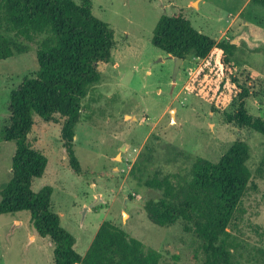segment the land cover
<instances>
[{"label":"rangeland","instance_id":"rangeland-1","mask_svg":"<svg viewBox=\"0 0 264 264\" xmlns=\"http://www.w3.org/2000/svg\"><path fill=\"white\" fill-rule=\"evenodd\" d=\"M89 1L93 15L113 30L114 48L111 61L98 65L100 80L81 101L73 148L81 173L68 164L60 137L63 119L55 115L44 122L33 115L27 145L47 159L33 192L51 187V210L75 238L81 256L101 223L109 221L145 251L159 253L160 264H207L189 223L161 227L148 218L143 205L160 193L145 182L185 174L196 157L216 163L235 141H244L251 179L223 241L233 264H264V137L225 121L237 109L241 86L250 92L248 113L264 119V5L252 0ZM176 13L217 42H233L247 32L259 43L250 48L242 36L235 44L231 62L238 84L222 79L213 53L206 60L181 62L152 45L160 17ZM22 44L26 52L0 61V131L8 125L10 93L38 71L36 45ZM15 149L14 141L0 140V190L11 179ZM52 252L50 240L36 234L29 212L0 215V264H53Z\"/></svg>","mask_w":264,"mask_h":264},{"label":"trees","instance_id":"trees-1","mask_svg":"<svg viewBox=\"0 0 264 264\" xmlns=\"http://www.w3.org/2000/svg\"><path fill=\"white\" fill-rule=\"evenodd\" d=\"M252 1L264 5V0ZM22 42L36 45L38 71L23 78L9 95L8 125L1 129L0 140L14 141L16 149L11 179L0 190V215L29 212L36 234L53 245V264H160L159 253L145 251L140 241L109 221L101 223L85 254L79 255L74 249L75 238L51 210V187L32 190L33 181L42 177L47 166L46 157L27 145L33 115L44 122L55 115L63 119L60 137L68 164L77 175L81 173L73 149L74 129L81 101L100 80L98 65L111 61L113 30L93 15L89 0H0V61L26 52ZM151 42L182 61L192 57L206 60L213 53L222 79L238 84L231 62L236 45L201 34L181 14L161 16ZM249 97V89L241 86L237 109L227 114L225 121L264 137V119L246 109ZM249 158L248 144L235 141L216 163L196 157L185 174L148 179L145 185L160 197L144 203L145 213L161 227L178 220L189 223L201 239L207 264H233L223 236L240 213L251 179Z\"/></svg>","mask_w":264,"mask_h":264},{"label":"water","instance_id":"water-1","mask_svg":"<svg viewBox=\"0 0 264 264\" xmlns=\"http://www.w3.org/2000/svg\"><path fill=\"white\" fill-rule=\"evenodd\" d=\"M242 36H244V40H245V42L247 43V45H248L250 48H252V47H256V46H257V47L260 46L259 43L252 42V40L250 39V37H249V35H248L247 32H244ZM242 36H241L240 38H236V40H234L232 43H233V44H236L237 41H240V39H242ZM176 60L178 61L179 59H176ZM179 61H181V60H179ZM171 112H172V111H171ZM98 200H99V199H97V201H98Z\"/></svg>","mask_w":264,"mask_h":264},{"label":"crops","instance_id":"crops-1","mask_svg":"<svg viewBox=\"0 0 264 264\" xmlns=\"http://www.w3.org/2000/svg\"><path fill=\"white\" fill-rule=\"evenodd\" d=\"M247 1H249V0H247ZM195 3H197V5H198V2H195ZM191 4L193 5V4H194V2H193V3L191 2ZM181 62H182V60H181Z\"/></svg>","mask_w":264,"mask_h":264}]
</instances>
